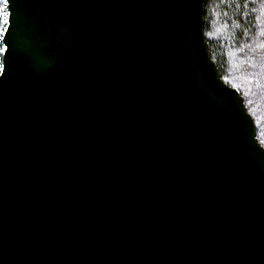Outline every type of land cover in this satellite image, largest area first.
<instances>
[{
  "label": "water",
  "instance_id": "obj_1",
  "mask_svg": "<svg viewBox=\"0 0 264 264\" xmlns=\"http://www.w3.org/2000/svg\"><path fill=\"white\" fill-rule=\"evenodd\" d=\"M0 264H264V146L205 0H6Z\"/></svg>",
  "mask_w": 264,
  "mask_h": 264
},
{
  "label": "trees",
  "instance_id": "obj_2",
  "mask_svg": "<svg viewBox=\"0 0 264 264\" xmlns=\"http://www.w3.org/2000/svg\"><path fill=\"white\" fill-rule=\"evenodd\" d=\"M204 31L222 80L244 98L264 146V0H205Z\"/></svg>",
  "mask_w": 264,
  "mask_h": 264
},
{
  "label": "built area",
  "instance_id": "obj_3",
  "mask_svg": "<svg viewBox=\"0 0 264 264\" xmlns=\"http://www.w3.org/2000/svg\"><path fill=\"white\" fill-rule=\"evenodd\" d=\"M9 12L6 0H0V73L3 68L2 58L5 51V44L3 38L6 28L8 26ZM2 56V57H1Z\"/></svg>",
  "mask_w": 264,
  "mask_h": 264
}]
</instances>
